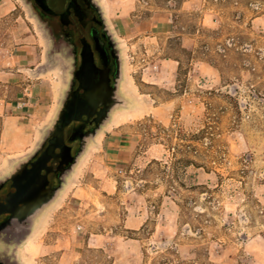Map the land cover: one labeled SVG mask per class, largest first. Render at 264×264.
<instances>
[{"label":"rangeland","instance_id":"374dc122","mask_svg":"<svg viewBox=\"0 0 264 264\" xmlns=\"http://www.w3.org/2000/svg\"><path fill=\"white\" fill-rule=\"evenodd\" d=\"M97 1L119 40L127 105L19 261L264 264V0ZM166 15L170 33L131 36L134 23ZM69 71L28 3L0 0V175L41 139L43 123L21 140L18 118L42 102L55 116Z\"/></svg>","mask_w":264,"mask_h":264},{"label":"flooded vegetation","instance_id":"af4514ba","mask_svg":"<svg viewBox=\"0 0 264 264\" xmlns=\"http://www.w3.org/2000/svg\"><path fill=\"white\" fill-rule=\"evenodd\" d=\"M70 62L68 83L36 147L0 175V264L18 251L66 188L88 147L127 105L118 37L97 0H25ZM68 119L63 125L62 114Z\"/></svg>","mask_w":264,"mask_h":264},{"label":"crops","instance_id":"0c3cea01","mask_svg":"<svg viewBox=\"0 0 264 264\" xmlns=\"http://www.w3.org/2000/svg\"><path fill=\"white\" fill-rule=\"evenodd\" d=\"M120 17L125 18V16H120ZM165 17H166L165 23L163 21H159V19H155L154 21H149V22L141 21V22L134 23L133 24L134 27H132L131 29V33H132L131 36L133 38L134 37H139V38L144 37V39L145 38L151 39L153 38L152 36H159L163 33H170L173 27L172 26L173 18L172 16L170 17V15H166ZM130 25L131 23H129L128 21L122 23L121 31L123 34L128 33L127 26L129 27ZM18 54H19V58L21 61H24L29 58V52L23 46L19 49ZM177 63L178 62L174 60L173 58H164L160 60V65H162L163 67L169 66L171 71L175 69V66H176L175 64ZM156 65L158 66V63H156ZM31 110H33V113L30 115V118L28 117L18 118L19 120L26 119L23 121V124H19L20 121H18L19 125L17 124L16 132H18L21 135L23 133V138H21V140L24 139L25 137L24 134L28 135L29 133L28 128L35 129V131L29 133L30 136L36 135L37 133L36 129L37 127H39L40 123L45 124L42 127V132H41V136H42L44 129L51 123L53 116H54V115H51L50 117V114H48L49 107L44 102L38 103L35 108H32V109L30 108V111ZM31 121L33 122V124L29 125ZM109 140H110L109 145H113V139L110 138Z\"/></svg>","mask_w":264,"mask_h":264},{"label":"water","instance_id":"95a60500","mask_svg":"<svg viewBox=\"0 0 264 264\" xmlns=\"http://www.w3.org/2000/svg\"><path fill=\"white\" fill-rule=\"evenodd\" d=\"M42 2H43V4H44L45 9L49 10V8H48V6H47V3H46V0H42ZM49 11H50V10H49ZM61 117H62L61 121H62V123H63V125H64L65 122H67L66 120L68 119V114H67V113H63Z\"/></svg>","mask_w":264,"mask_h":264},{"label":"built area","instance_id":"2783aa9c","mask_svg":"<svg viewBox=\"0 0 264 264\" xmlns=\"http://www.w3.org/2000/svg\"><path fill=\"white\" fill-rule=\"evenodd\" d=\"M154 69L156 70V69H157V67L155 66V67H154Z\"/></svg>","mask_w":264,"mask_h":264}]
</instances>
